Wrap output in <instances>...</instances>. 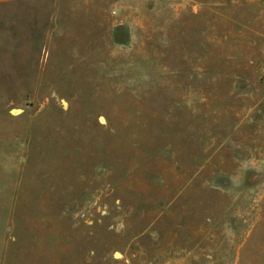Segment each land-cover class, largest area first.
<instances>
[{
	"label": "rangeland",
	"instance_id": "374dc122",
	"mask_svg": "<svg viewBox=\"0 0 264 264\" xmlns=\"http://www.w3.org/2000/svg\"><path fill=\"white\" fill-rule=\"evenodd\" d=\"M0 264H264V0L0 3Z\"/></svg>",
	"mask_w": 264,
	"mask_h": 264
},
{
	"label": "crops",
	"instance_id": "0c3cea01",
	"mask_svg": "<svg viewBox=\"0 0 264 264\" xmlns=\"http://www.w3.org/2000/svg\"><path fill=\"white\" fill-rule=\"evenodd\" d=\"M14 1H18V0H0V3L1 4H4V3H12Z\"/></svg>",
	"mask_w": 264,
	"mask_h": 264
}]
</instances>
